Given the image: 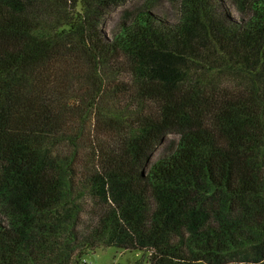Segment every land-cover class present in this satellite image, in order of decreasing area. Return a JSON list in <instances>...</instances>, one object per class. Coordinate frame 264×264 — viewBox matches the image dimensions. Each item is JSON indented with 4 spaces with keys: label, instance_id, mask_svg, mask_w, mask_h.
Wrapping results in <instances>:
<instances>
[{
    "label": "trees",
    "instance_id": "1",
    "mask_svg": "<svg viewBox=\"0 0 264 264\" xmlns=\"http://www.w3.org/2000/svg\"><path fill=\"white\" fill-rule=\"evenodd\" d=\"M105 248L264 264V0H0V264Z\"/></svg>",
    "mask_w": 264,
    "mask_h": 264
},
{
    "label": "rangeland",
    "instance_id": "2",
    "mask_svg": "<svg viewBox=\"0 0 264 264\" xmlns=\"http://www.w3.org/2000/svg\"><path fill=\"white\" fill-rule=\"evenodd\" d=\"M172 137H170L171 139ZM162 149L159 147L158 151L155 153V157ZM142 259L141 253H130L122 252L115 248H105L96 251L94 254L87 255L83 263L86 264H134L135 262Z\"/></svg>",
    "mask_w": 264,
    "mask_h": 264
}]
</instances>
